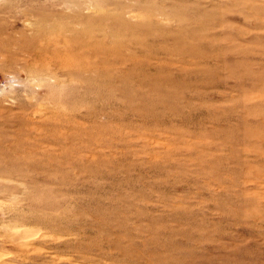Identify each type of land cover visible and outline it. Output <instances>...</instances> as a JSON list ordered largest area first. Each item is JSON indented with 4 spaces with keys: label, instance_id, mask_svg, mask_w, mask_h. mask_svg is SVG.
<instances>
[{
    "label": "rangeland",
    "instance_id": "1",
    "mask_svg": "<svg viewBox=\"0 0 264 264\" xmlns=\"http://www.w3.org/2000/svg\"><path fill=\"white\" fill-rule=\"evenodd\" d=\"M0 264H264V0H0Z\"/></svg>",
    "mask_w": 264,
    "mask_h": 264
},
{
    "label": "clouds",
    "instance_id": "2",
    "mask_svg": "<svg viewBox=\"0 0 264 264\" xmlns=\"http://www.w3.org/2000/svg\"><path fill=\"white\" fill-rule=\"evenodd\" d=\"M13 103H14V101H13Z\"/></svg>",
    "mask_w": 264,
    "mask_h": 264
},
{
    "label": "bare ground",
    "instance_id": "3",
    "mask_svg": "<svg viewBox=\"0 0 264 264\" xmlns=\"http://www.w3.org/2000/svg\"><path fill=\"white\" fill-rule=\"evenodd\" d=\"M22 242V241H21Z\"/></svg>",
    "mask_w": 264,
    "mask_h": 264
}]
</instances>
